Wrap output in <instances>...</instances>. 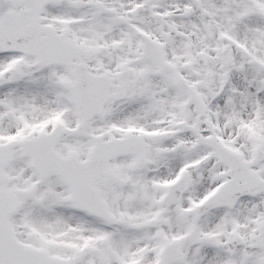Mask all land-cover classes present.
Listing matches in <instances>:
<instances>
[{
  "label": "snow or ice",
  "instance_id": "6c2138e0",
  "mask_svg": "<svg viewBox=\"0 0 264 264\" xmlns=\"http://www.w3.org/2000/svg\"><path fill=\"white\" fill-rule=\"evenodd\" d=\"M0 264H264V0H0Z\"/></svg>",
  "mask_w": 264,
  "mask_h": 264
}]
</instances>
